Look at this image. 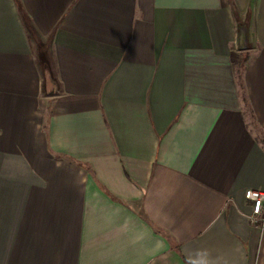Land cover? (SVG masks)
<instances>
[{
	"label": "crops",
	"instance_id": "obj_1",
	"mask_svg": "<svg viewBox=\"0 0 264 264\" xmlns=\"http://www.w3.org/2000/svg\"><path fill=\"white\" fill-rule=\"evenodd\" d=\"M249 188L264 0H0V264H264Z\"/></svg>",
	"mask_w": 264,
	"mask_h": 264
},
{
	"label": "built area",
	"instance_id": "obj_2",
	"mask_svg": "<svg viewBox=\"0 0 264 264\" xmlns=\"http://www.w3.org/2000/svg\"><path fill=\"white\" fill-rule=\"evenodd\" d=\"M245 196L252 202L251 220L255 223H264V189L249 188Z\"/></svg>",
	"mask_w": 264,
	"mask_h": 264
},
{
	"label": "water",
	"instance_id": "obj_3",
	"mask_svg": "<svg viewBox=\"0 0 264 264\" xmlns=\"http://www.w3.org/2000/svg\"><path fill=\"white\" fill-rule=\"evenodd\" d=\"M48 92H54L55 91V84L53 83L52 80H49L48 81V89H47Z\"/></svg>",
	"mask_w": 264,
	"mask_h": 264
}]
</instances>
